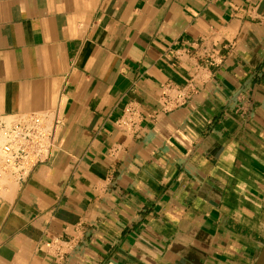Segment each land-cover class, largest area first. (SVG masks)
Returning a JSON list of instances; mask_svg holds the SVG:
<instances>
[{
	"label": "crops",
	"instance_id": "1",
	"mask_svg": "<svg viewBox=\"0 0 264 264\" xmlns=\"http://www.w3.org/2000/svg\"><path fill=\"white\" fill-rule=\"evenodd\" d=\"M32 116L42 153L9 161ZM263 242L264 0H0V264H254Z\"/></svg>",
	"mask_w": 264,
	"mask_h": 264
},
{
	"label": "built area",
	"instance_id": "2",
	"mask_svg": "<svg viewBox=\"0 0 264 264\" xmlns=\"http://www.w3.org/2000/svg\"><path fill=\"white\" fill-rule=\"evenodd\" d=\"M38 117L32 116L25 126H14L5 132L9 141L3 145L2 150L7 155L9 161L15 156H28L30 160H36L42 153L43 144L41 142L42 132L39 128ZM17 140V143L12 141ZM17 152L14 153V152Z\"/></svg>",
	"mask_w": 264,
	"mask_h": 264
},
{
	"label": "water",
	"instance_id": "3",
	"mask_svg": "<svg viewBox=\"0 0 264 264\" xmlns=\"http://www.w3.org/2000/svg\"><path fill=\"white\" fill-rule=\"evenodd\" d=\"M254 264H264V242Z\"/></svg>",
	"mask_w": 264,
	"mask_h": 264
}]
</instances>
